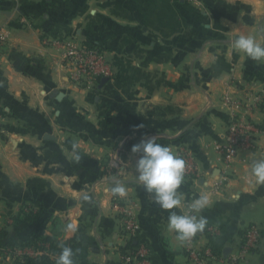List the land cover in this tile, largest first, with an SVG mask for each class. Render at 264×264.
I'll return each mask as SVG.
<instances>
[{
    "label": "crops",
    "instance_id": "0c3cea01",
    "mask_svg": "<svg viewBox=\"0 0 264 264\" xmlns=\"http://www.w3.org/2000/svg\"><path fill=\"white\" fill-rule=\"evenodd\" d=\"M0 32L7 35L0 49V264H56L64 243L74 264H126L124 250L136 242L151 249L154 264H190L167 226L170 212L184 214L197 194L209 197L199 243L211 247L214 264H229L251 223L262 241L239 264H264V184L250 172L252 160L264 158V106L253 116L260 129L253 148L231 164L225 186L210 191L224 167L215 149L230 119L224 94L264 88V61L234 49L240 35L264 46V0H0ZM45 36L98 46L113 76L75 86ZM151 137L177 156L187 149L198 167V180L184 177L181 203L171 210L138 180L141 154L131 149ZM117 181L124 198L110 191ZM125 211L138 224L133 234L124 230ZM29 213L35 217L25 219ZM38 230L57 241L56 251L3 254Z\"/></svg>",
    "mask_w": 264,
    "mask_h": 264
},
{
    "label": "built area",
    "instance_id": "2783aa9c",
    "mask_svg": "<svg viewBox=\"0 0 264 264\" xmlns=\"http://www.w3.org/2000/svg\"><path fill=\"white\" fill-rule=\"evenodd\" d=\"M7 39L4 32H0V49L3 48ZM44 45L52 46L61 51V63L66 68L72 83L77 86H92L95 82L113 75V68L108 61L106 53L95 45L82 44L67 41L58 36H45L42 39ZM225 105L230 110L228 129L225 141L215 145V149L222 155L224 167L220 171V178L210 185V191H220L231 176L230 166L242 153L250 151L255 142V136L260 131L254 121V113L264 106V88L260 91L248 90L241 97L232 93H225L223 97ZM0 107V119L2 117ZM178 156L185 160L184 177L188 181L198 180V167L191 153L184 148L180 149ZM191 198L184 214H195L190 212L189 205L195 197ZM123 227L127 234H133L138 224L131 211L123 212ZM199 216V214H197ZM207 232L212 236L217 229L207 227ZM262 241L260 227L251 223L247 225L241 237V242L234 252L225 259L229 264H239L255 252ZM183 249L190 264H214L218 258L208 245L199 243V232L190 240L182 241ZM26 248L9 247L3 248V253L8 258L20 259ZM42 253L50 254L49 245L46 244ZM126 264H154L151 257V249L142 242H136L123 253Z\"/></svg>",
    "mask_w": 264,
    "mask_h": 264
},
{
    "label": "clouds",
    "instance_id": "9594fccd",
    "mask_svg": "<svg viewBox=\"0 0 264 264\" xmlns=\"http://www.w3.org/2000/svg\"><path fill=\"white\" fill-rule=\"evenodd\" d=\"M234 49L243 52L254 61H264V46L258 43L254 37L240 35L234 41ZM73 159L79 162V145L73 142L71 145ZM131 151L139 153L140 158L135 163L138 180L142 183L144 190L153 194L154 202L164 210H171L179 206L181 201L177 190L184 181L185 160L177 156L171 148L156 143V137L141 140L134 144ZM250 172L257 183L264 184V158L253 159ZM114 196L124 198L127 189L123 183L117 181L110 189ZM88 199L87 196L84 197ZM209 204L207 195L195 197L189 205L190 212L195 214H177L170 212L168 217V230L175 231L180 241L190 240L198 232H202L207 224V219L199 214ZM68 228L75 231L78 222L73 221ZM73 250L62 246L56 264H74L72 259Z\"/></svg>",
    "mask_w": 264,
    "mask_h": 264
},
{
    "label": "trees",
    "instance_id": "16d2710c",
    "mask_svg": "<svg viewBox=\"0 0 264 264\" xmlns=\"http://www.w3.org/2000/svg\"><path fill=\"white\" fill-rule=\"evenodd\" d=\"M35 217L34 214H27V217L25 219H33ZM46 244L49 245V250L52 252L57 250V246L58 243L57 241H55L54 239L50 238V237H43L41 234V230H38V232H36V234L28 239L25 240L24 243L22 244H15V245H11L10 247H20V248H32V247H38L42 250H45V246ZM64 246H67V243L63 244ZM5 247H7L8 245H3ZM127 249L124 250V252H126Z\"/></svg>",
    "mask_w": 264,
    "mask_h": 264
},
{
    "label": "rangeland",
    "instance_id": "374dc122",
    "mask_svg": "<svg viewBox=\"0 0 264 264\" xmlns=\"http://www.w3.org/2000/svg\"><path fill=\"white\" fill-rule=\"evenodd\" d=\"M79 45H82V44H79ZM114 74V73H113ZM113 76V75H112ZM111 76V77H112ZM246 91H248V90H244V93L246 92ZM242 93V95L244 94L243 92H241ZM231 114V113H230ZM227 129H228V126H227ZM2 252H3V250H2ZM4 254V253H3Z\"/></svg>",
    "mask_w": 264,
    "mask_h": 264
}]
</instances>
